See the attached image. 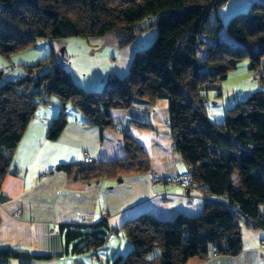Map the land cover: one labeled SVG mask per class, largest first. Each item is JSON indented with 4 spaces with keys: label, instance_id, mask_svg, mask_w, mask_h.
<instances>
[{
    "label": "trees",
    "instance_id": "trees-1",
    "mask_svg": "<svg viewBox=\"0 0 264 264\" xmlns=\"http://www.w3.org/2000/svg\"><path fill=\"white\" fill-rule=\"evenodd\" d=\"M229 1L0 0V56L6 59L36 48L43 39L113 35L118 47L125 48L141 32L157 29L150 46L135 53L128 75H110L102 89L78 85L53 48L46 58L24 65V75L0 85V190L38 107L53 97L60 100L61 110L48 130L51 140L67 124V104L104 130L114 126L112 109H129L136 101L152 105L166 98L174 148L212 197L198 215L181 212L161 219L145 212L117 230L106 219L93 225H60L65 252L71 244L72 252H92L95 258L111 234L122 233L131 247L113 264H187L193 257L240 255L242 227L249 219L252 227L264 228V1H254L229 19L226 28L233 39L220 34L219 10ZM203 35L212 41L205 42ZM246 59L253 71L250 79L259 80L261 89L230 107L222 123L213 121L207 109L209 91L220 96L222 82ZM124 138V159L59 169L84 182L148 173L147 152L129 135ZM48 258L16 247L0 248V264Z\"/></svg>",
    "mask_w": 264,
    "mask_h": 264
},
{
    "label": "crops",
    "instance_id": "crops-1",
    "mask_svg": "<svg viewBox=\"0 0 264 264\" xmlns=\"http://www.w3.org/2000/svg\"><path fill=\"white\" fill-rule=\"evenodd\" d=\"M202 37L205 42L212 41L208 35ZM105 38L96 42L94 38L73 39L71 42L78 50L69 47L68 39L53 46L60 63L71 72L77 84L87 90L102 89L110 75H128L135 53L145 48L141 44L142 37L125 48L118 47L113 35ZM100 40H105L103 46L112 49L107 51L102 47L99 51ZM81 47L86 54H82ZM95 57L99 59L98 63L89 61ZM24 74L21 70L19 75ZM1 75L0 85L7 81L4 71ZM60 110V100L56 97L49 104L38 107L0 190V248L11 246L51 258L11 259L9 264H105L107 258H102L101 250L93 258L92 252H72L70 244L65 252V235L60 225H93L106 219L110 228L117 230L126 221L145 212L161 219H173L181 212L198 215L212 198L201 187H196L192 190L194 204L190 207L186 190L178 183L166 181L190 171L174 148L168 99H158L152 105L136 101L129 109H112L114 126L104 130L87 123L78 109L67 104V124L60 136L51 140L47 133ZM137 122L149 126L143 127ZM125 135L147 152L151 162L148 173L126 175L120 180L106 178L84 182L70 178L68 172L59 169L60 165L83 163L86 154L92 162L126 158ZM255 229L254 234L247 230L249 237L242 229L240 255L212 254L206 260L193 257L187 264H239L233 260L242 258L244 264H264V247L261 245L264 228ZM121 234L113 233L109 239L124 238ZM130 247L128 243L120 254L125 255ZM108 253H114V250L109 249Z\"/></svg>",
    "mask_w": 264,
    "mask_h": 264
},
{
    "label": "rangeland",
    "instance_id": "rangeland-1",
    "mask_svg": "<svg viewBox=\"0 0 264 264\" xmlns=\"http://www.w3.org/2000/svg\"><path fill=\"white\" fill-rule=\"evenodd\" d=\"M250 1L251 0H230L225 5V7L219 10V15L221 16L222 23H223V26L220 32L221 36H223L224 38H227V37L232 38L230 33L227 31V28H226L227 23L232 16L236 15L237 13L247 11L252 4ZM257 1H264V0H257ZM1 7L2 5L0 4V9ZM156 36H157V29L151 28L144 32H141V34L138 37H142L141 39H144L142 40L141 44L142 46H145V48H147L154 41ZM109 37H112V35L106 36L105 39L107 40V38ZM66 39H68L69 41L70 48L73 47V49L78 50L77 49L78 47L74 46L73 42L71 41H73V39H85V38L70 37ZM66 39L54 40V41L43 39L38 42V46L36 48L28 49V50L13 54L10 59H6L0 56V70H3L4 73H6V78H7L6 80L18 78L20 77L19 75L20 71L24 70L23 69L24 65L35 64L39 60L46 58L50 54L53 46L55 47L57 45L59 46L60 41L64 42V40ZM94 39L96 40H93V41L96 42L98 41L97 39L99 38H94ZM100 41H101L100 43L101 47H99V45L97 47L99 51H101L100 49L102 47H104L107 51L112 49L110 46H106V47L103 46V43H105L103 41L105 40H100ZM81 52L82 54L87 53L84 47H81ZM203 56H204V52L200 51L199 57H203ZM92 59L93 60L89 59V61L90 62L94 61V63L99 62V59L97 57L92 58ZM252 74H253V71L249 69V60L248 59L243 60L238 64L236 69L232 70L228 74V78L222 82L220 96H218V92L216 90L209 91L207 109L213 121L219 122L220 120H222L220 121L222 123L227 113V110L230 107L234 106L237 102L245 99V96H248L252 92L261 89V87L257 89V85H259V80L250 79ZM250 86H252V88L250 89L251 92L249 91ZM242 229L246 235H247L248 229H250L251 233H253V231H256L255 228L247 224L244 225ZM247 236L249 237V234ZM127 244L128 243L125 238L116 237V238L109 239L107 243L105 244V246L101 249V253H100L102 258L103 257L107 258L106 260L104 258L105 264H113L115 257L118 254H120L123 250H125ZM109 249L114 250V253H108ZM233 261H239V264H244L243 258L241 260L238 259V260H233Z\"/></svg>",
    "mask_w": 264,
    "mask_h": 264
},
{
    "label": "built area",
    "instance_id": "built-area-1",
    "mask_svg": "<svg viewBox=\"0 0 264 264\" xmlns=\"http://www.w3.org/2000/svg\"><path fill=\"white\" fill-rule=\"evenodd\" d=\"M259 73H257V75L255 77H258ZM259 78V77H258ZM91 158L88 154L85 155L84 158V162H90ZM166 181L171 182V183H178L180 184L187 192V196H188V204L190 207L193 206L194 202L192 200V190L196 187H201L199 186V184L194 180V176L192 171H189L186 174L183 175H178V176H174V177H169ZM247 225H254V221L249 219V222L246 223ZM244 224V225H246ZM261 245L262 247H264V240L261 241ZM94 258V257H93Z\"/></svg>",
    "mask_w": 264,
    "mask_h": 264
}]
</instances>
